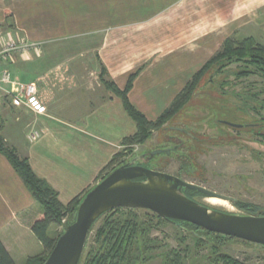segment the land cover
Masks as SVG:
<instances>
[{
  "label": "crops",
  "instance_id": "obj_1",
  "mask_svg": "<svg viewBox=\"0 0 264 264\" xmlns=\"http://www.w3.org/2000/svg\"><path fill=\"white\" fill-rule=\"evenodd\" d=\"M222 1L0 0V26L36 45L1 66L35 82L46 108L38 115L16 107L0 90V134L69 204L101 181L137 133L121 98L90 74L103 66L124 89L140 69L129 99L156 120L227 38L264 26V0H237L231 13ZM33 129L41 136L31 143ZM41 212L0 154V240L16 264L43 253L31 229Z\"/></svg>",
  "mask_w": 264,
  "mask_h": 264
},
{
  "label": "rangeland",
  "instance_id": "obj_2",
  "mask_svg": "<svg viewBox=\"0 0 264 264\" xmlns=\"http://www.w3.org/2000/svg\"><path fill=\"white\" fill-rule=\"evenodd\" d=\"M222 2L227 13L232 12L234 5L237 7V0ZM235 12L234 16L237 17V10ZM8 26H0V31L7 41ZM247 37H252L264 45V26L246 29L238 34L236 32L230 38L240 40ZM2 62L7 60L4 59ZM218 69L215 66L209 69L198 81L190 100L181 110L161 128L154 129L147 141L129 147L121 161L130 162L150 152L169 150L174 144L170 138L176 137L183 144L180 147L184 151L181 160L193 159L199 170L192 175L187 174L181 167V160L165 152L153 158L152 166L166 174L180 175L187 182L215 193L218 198L229 197L264 210V78L259 75L237 78V64L226 67L220 73ZM101 71L90 74L95 83H100ZM242 104L248 105L249 109H242ZM231 124L242 127L235 128ZM175 128L185 130L189 135L175 131ZM196 201L213 206L207 202L206 197ZM227 202L226 208L213 207L242 215L238 207ZM120 209L121 211L115 213L116 217L130 216L137 223L145 224L144 228H148L146 238L151 243L154 242L152 245L155 248L149 251L148 258L143 261L144 264H164L166 255L167 257L170 255L168 259L172 264H226L220 259L221 255H226L239 264H264L263 246L226 237L216 248L210 242L199 241L194 233L182 226L162 218L164 221H160L156 218L158 215L150 210ZM65 224L51 228L53 233L58 235L64 230ZM101 224L100 220L89 236L85 255L95 244L96 232ZM204 231L200 228L197 233L204 234ZM206 236L208 240H214V236L208 234ZM179 255L181 261L176 257L177 260L174 262L175 258L172 256Z\"/></svg>",
  "mask_w": 264,
  "mask_h": 264
},
{
  "label": "trees",
  "instance_id": "obj_3",
  "mask_svg": "<svg viewBox=\"0 0 264 264\" xmlns=\"http://www.w3.org/2000/svg\"><path fill=\"white\" fill-rule=\"evenodd\" d=\"M232 64H237V78L239 79L252 75H259L264 78V45L258 43L252 37L240 40L227 38L220 51L194 75L193 79L182 89L170 106L154 121L149 120L129 99V93L133 88L135 79L140 73V69L131 75L126 87L120 89L114 82L106 79L108 72L106 68L102 66L101 82L108 90L121 98L125 110L137 124V133L123 141V148L125 147L126 149L124 148V150H121V152L112 158L107 166V173L101 177V181L115 169L129 162L121 161V158L127 153V149H130L129 147L147 141L151 137L154 129L161 128L170 118L181 110V108L190 100L193 90L199 83L198 81L207 71H209V69L215 66L219 68L218 72L220 73ZM248 100L252 101L253 99ZM242 109L248 110L249 106L242 104ZM183 152V150L179 152L178 158L180 160L183 156ZM0 154L6 157L22 179L35 202L42 209L39 217L33 222L31 229L35 237L42 244L43 253L30 257L25 264H44L54 249L58 238L63 234L65 229L75 221L79 205L85 198L86 194L94 187L84 195L74 198L69 204L63 205L59 201L58 192L33 172L29 159L21 157L17 150L9 146L1 135ZM181 162L182 169L187 173L199 170L198 165H196L193 159L188 158L187 160H181ZM184 192L191 199L192 196L206 197L205 194L195 190L185 189ZM237 207L247 215H256L261 210L260 207L247 202H239ZM118 211H121V209L119 208L106 212L92 226L89 236L94 230L95 225L100 220L102 221L101 227L96 232L95 244L89 248L86 255V251L83 253L84 255H82L79 264H144L143 261L148 258L149 251L155 248L152 245L154 242L151 243V241L146 238L148 228H144V226H146L145 224L137 223L136 220L130 216L116 217L117 214L115 213ZM156 218L160 221L165 220H162L158 216H156ZM65 219L67 220L64 230L58 235H55L52 230L53 227L61 226ZM172 223L184 227L194 233V236L197 237L199 241L210 242L216 248L221 242H224L223 238L226 239V237L220 234H214L204 230V234H199L197 231H199L200 228L190 223L181 221H174ZM206 234L214 236V240H208ZM169 256L167 257L166 255L164 257V264H172L171 260L168 259L170 258ZM172 257L175 258L173 260L174 262H176L177 259L181 261L180 255ZM220 257V259L226 264H239L226 255H221ZM0 264H16L1 240Z\"/></svg>",
  "mask_w": 264,
  "mask_h": 264
},
{
  "label": "water",
  "instance_id": "obj_4",
  "mask_svg": "<svg viewBox=\"0 0 264 264\" xmlns=\"http://www.w3.org/2000/svg\"><path fill=\"white\" fill-rule=\"evenodd\" d=\"M164 152L170 154L171 149L156 151L151 156ZM140 158L115 169L86 194L75 221L58 238L44 264H79L92 226L103 214L119 208L150 210L170 222L190 223L210 233L264 247V215L225 213L193 200L186 195L185 189L199 191L207 199L218 196L176 176L136 165Z\"/></svg>",
  "mask_w": 264,
  "mask_h": 264
},
{
  "label": "built area",
  "instance_id": "obj_5",
  "mask_svg": "<svg viewBox=\"0 0 264 264\" xmlns=\"http://www.w3.org/2000/svg\"><path fill=\"white\" fill-rule=\"evenodd\" d=\"M4 39L0 32V90L4 97L16 107H25L35 114L46 113V108L39 99V88L35 82L26 83L13 77L11 71L1 66L2 60L13 61L14 57L21 52L36 47L22 40L20 37L14 38L11 35ZM41 134L36 129L31 130L27 135V140L31 143L37 141ZM66 220L63 221V223Z\"/></svg>",
  "mask_w": 264,
  "mask_h": 264
},
{
  "label": "flooded vegetation",
  "instance_id": "obj_6",
  "mask_svg": "<svg viewBox=\"0 0 264 264\" xmlns=\"http://www.w3.org/2000/svg\"><path fill=\"white\" fill-rule=\"evenodd\" d=\"M175 131H178V132H180V133H185L186 135H189L188 132H185V130H182V129H179V128H175ZM175 138H176V137H173V136L170 138L171 140L174 141L173 146L170 147V149H171L170 154H172V155H174V156H177V158H178V157H179V152L183 150V149L180 148L181 146H183V144L181 143V140H180V139H178V138L175 139ZM188 148L191 149V147H188ZM153 158H154V157L151 156V152H150L149 154H145V155L143 156V158H140V159L136 162V165L144 166V167H147V168H149V169L159 171V170H157L156 166H152V164H151ZM160 172H161V171H160ZM163 173H164V172H163ZM186 173H187V172H186ZM194 173H195V172L192 171V173H187V174L192 175V174H194ZM176 177H178V178L184 180V178H183L182 176H180V175H178V176H176ZM185 181H186V180H185ZM192 184H193V183H192ZM189 190H190V189H189ZM195 191H196V190H195ZM198 192H199V191H198ZM222 197H224V196H222ZM199 198H205V197H201V196L193 197V196H192V199H193V200H196V199H199ZM225 198H229V197H225ZM229 199H230L229 202L233 203L236 207H237V204H238L239 202H244V201H236V200H233V199H231V198H229ZM247 203H248V202H247ZM213 208L218 209V210H220V211H222V212H225V213H229V212H227V211H225V210H223V209H221V208H216V207H213ZM262 212H264L263 209H261V210L259 211L258 214H256V215H249V216H261V215H264V214H262ZM230 214H233V213H230ZM242 215H247V214H245V212L242 211Z\"/></svg>",
  "mask_w": 264,
  "mask_h": 264
},
{
  "label": "bare ground",
  "instance_id": "obj_7",
  "mask_svg": "<svg viewBox=\"0 0 264 264\" xmlns=\"http://www.w3.org/2000/svg\"><path fill=\"white\" fill-rule=\"evenodd\" d=\"M207 202L213 206L227 207L228 202L220 198H208Z\"/></svg>",
  "mask_w": 264,
  "mask_h": 264
}]
</instances>
